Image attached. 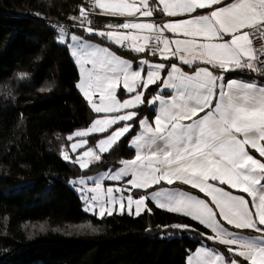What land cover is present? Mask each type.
Instances as JSON below:
<instances>
[{
	"label": "snow or ice",
	"instance_id": "6c2138e0",
	"mask_svg": "<svg viewBox=\"0 0 264 264\" xmlns=\"http://www.w3.org/2000/svg\"><path fill=\"white\" fill-rule=\"evenodd\" d=\"M157 11L180 19L140 21ZM94 16L135 19L100 21L105 27L95 28ZM69 19L108 46L52 26L79 63L76 87L96 114L90 126L67 137L79 138L73 153L83 151L74 160L65 151L63 159L88 169L126 135L135 148V158L121 159L119 170L90 178L94 186L73 181L84 210L100 218L114 212L139 217L151 213V201L190 217L210 230L200 236L224 246V252L201 247L188 264H264V42L254 46L264 38V0H85ZM113 47L137 55L124 59ZM155 105L152 123L142 112ZM89 138L94 147H87ZM126 177L120 187L103 186ZM177 182L204 198L164 186ZM132 190L142 192L134 197Z\"/></svg>",
	"mask_w": 264,
	"mask_h": 264
},
{
	"label": "trees",
	"instance_id": "16d2710c",
	"mask_svg": "<svg viewBox=\"0 0 264 264\" xmlns=\"http://www.w3.org/2000/svg\"><path fill=\"white\" fill-rule=\"evenodd\" d=\"M84 3L0 0V264H187L201 245L224 252V246L198 234H211L208 229L189 218L151 202V213L139 217L100 218L84 210L80 195L71 187L72 180L118 170L119 161L133 159L135 153L131 141L125 143L126 135L88 169L79 168L74 159H63L72 142L67 137L90 126L96 114L76 87L79 70L69 48L57 42L58 32L52 26L74 23L69 17L79 15ZM72 33L82 34L79 29ZM82 35L108 46L98 36ZM142 115L152 121L156 107L146 106ZM134 132L137 135L139 129ZM137 192L142 191L133 194ZM34 224H45L48 230L29 236L26 227ZM175 224L197 231L170 227ZM69 227L72 233L66 232ZM79 227L86 229L79 232Z\"/></svg>",
	"mask_w": 264,
	"mask_h": 264
},
{
	"label": "crops",
	"instance_id": "0c3cea01",
	"mask_svg": "<svg viewBox=\"0 0 264 264\" xmlns=\"http://www.w3.org/2000/svg\"><path fill=\"white\" fill-rule=\"evenodd\" d=\"M136 2H137V4L139 5V0H136ZM226 2H228V0H226ZM149 3H150V5H152V4H155V3H157V0H149ZM97 11H99L98 9H97ZM160 16H157L156 14H154L157 18H159L160 20L158 21V23H161V22H163V21H167V20H170V19H180V18H168V17H166V16H164V14L163 13H161L160 12ZM166 34H168L169 35V37H171L172 36V34H170V33H166ZM89 42V41H88ZM89 43H91V44H95V43H92V42H89ZM100 46H102V45H100ZM130 54H133V55H136L135 53H130ZM118 55V54H117ZM122 58H124V57H122ZM145 58V57H144ZM124 59H127V58H124ZM147 59H149V60H151V58L148 56L147 57ZM151 61H153V60H151ZM133 62V61H132ZM133 65H134V68H135V66H136V63H134L133 62ZM146 74V73H145ZM125 98H128V96H125ZM167 98V97H166ZM155 107H156V115H158L159 114V107H158V105H155ZM150 121V120H149ZM150 122H152V123H154V119L152 120V121H150ZM139 135V132L137 133V136ZM74 139H79V138H74ZM135 139V137L132 139V140H134ZM129 147L135 152V148L134 147H132L131 146V142H130V144H129ZM71 155V154H70ZM103 155V154H102ZM135 158V157H134ZM133 158V159H134ZM94 163H98V162H94ZM122 167V166H121ZM119 170V169H118ZM106 173V172H105ZM96 176V175H95ZM91 177H93V176H91ZM87 178H89V177H87ZM127 179H129L128 177H126L125 178V180L124 181H120V182H115V181H111V180H105L104 182H103V186L104 187H106V186H108V187H120V186H122V185H124L125 183H126V181H127ZM165 187H169V188H172V189H179V190H181V191H188V190H186L185 188H183V187H187V188H189L190 189V186H187V185H181L179 182H177V183H175V184H173V185H164ZM128 187H130V185L128 186ZM157 188H159V186H156ZM192 191H190V193L191 194H199L200 195V197L201 198H204L203 197V194L202 193H198V190H196V189H191ZM134 191H142V190H132V192H131V194L135 197V195L133 194V192ZM233 192H234V194H235V191L236 190H232ZM125 195H127L128 193H124ZM244 195H246V194H244ZM247 198V197H246ZM250 199V198H249ZM83 201V200H82ZM84 202V201H83ZM149 202H151V201H149ZM153 205H155L154 204V202H151ZM84 207H86V205H84ZM161 209V208H160ZM163 210H165V209H163ZM144 212H142L141 214H143ZM113 214H117V215H121V214H119L118 212H114ZM124 214H128L127 212H125ZM177 214H179V213H177ZM129 215V214H128ZM179 215H181V214H179ZM107 216V215H106ZM132 216H135V215H132ZM181 216H183V215H181ZM184 217V216H183ZM186 218H189V219H191L190 217H186ZM196 222V221H195ZM198 223V222H197ZM202 226V225H201ZM209 230V229H208ZM210 231V230H209ZM244 234V233H243ZM201 247H206V248H209L208 246H206V245H201L199 248H197V250L198 249H200ZM209 249H212V250H214L213 248H209ZM196 250V251H197ZM195 251V252H196ZM194 252V253H195ZM194 253H192L191 255H193ZM190 255V256H191ZM187 264H188V259H187Z\"/></svg>",
	"mask_w": 264,
	"mask_h": 264
},
{
	"label": "rangeland",
	"instance_id": "374dc122",
	"mask_svg": "<svg viewBox=\"0 0 264 264\" xmlns=\"http://www.w3.org/2000/svg\"><path fill=\"white\" fill-rule=\"evenodd\" d=\"M115 18V17H114ZM107 21H114V22H118L117 20H105L104 22H107ZM145 22V21H144ZM104 27H105V25H104ZM103 27V28H104ZM71 35V34H70ZM69 50H70V48H69ZM121 52V51H120ZM70 53H71V50H70ZM148 55V54H147ZM72 56V55H71ZM150 57V56H149ZM151 58V60H153V58L152 57H150ZM72 59H73V61H74V63L76 64V66H77V68H78V70H79V74H80V65H79V63H77V61L75 60V58L72 56ZM79 81H80V78H79ZM79 83V82H78ZM94 135H97V134H94ZM75 138V137H74ZM76 140H78V139H74L72 142H71V144L74 142V141H76ZM71 144H70V152H68L69 153V156L72 158V159H75V157L77 156V155H79L82 151H83V149H78L77 150V152H75V153H73L72 151H71ZM87 147H89V144L87 145ZM91 147H94V146H91ZM111 150V149H110ZM107 153V152H106ZM106 153H104V154H106ZM71 154V155H70ZM67 161H71V160H67ZM94 164V163H93ZM92 165V164H91ZM90 165V166H91ZM79 166V165H78ZM103 175H105V172H103V173H100V174H98V175H96V176H93L94 178H99L100 176H103ZM93 177H89V178H84V179H86V180H88V186L89 187H92V186H94V184H93V182H92V179H90V178H93ZM81 178H79V179H76V180H72L71 182H70V185H71V187L80 195V197H81V194H80V192L77 190L80 186H79V184H76L75 186L73 185V181H79ZM108 186H106L105 188H107ZM84 203V202H83ZM84 205H85V203H84ZM88 213H90V214H93L92 212H88ZM94 215H96V214H94ZM96 216H98V215H96ZM106 216V215H105ZM99 217V216H98ZM81 230H79V232H82L83 230L82 229H86V228H84V227H79ZM26 230H27V232H28V235L29 236H33V237H36V236H38V235H40V234H44L47 230H48V228L45 226V224H34V225H28L27 227H26ZM74 231V229L73 228H68L67 229V231L66 232H68V233H72Z\"/></svg>",
	"mask_w": 264,
	"mask_h": 264
},
{
	"label": "built area",
	"instance_id": "2783aa9c",
	"mask_svg": "<svg viewBox=\"0 0 264 264\" xmlns=\"http://www.w3.org/2000/svg\"><path fill=\"white\" fill-rule=\"evenodd\" d=\"M124 19H129V20H134L135 18H123V17H103V16H99V17H96L94 16L93 17V27L95 28H103L104 27V23H100L99 25L96 24V22L99 20V21H105V20H117V21H122ZM160 19L157 18L155 15L153 17H140V21L142 22H152V21H155L158 23ZM54 25H64L66 27H68L69 29V33H71L73 30L75 29H78V28H74L72 27L73 26V23H68V22H58V23H54ZM167 36H169L168 34H165ZM264 42V38H261V39H254V46H259L260 43ZM121 52H123V50H120ZM153 58V57H152ZM183 225V224H181Z\"/></svg>",
	"mask_w": 264,
	"mask_h": 264
}]
</instances>
